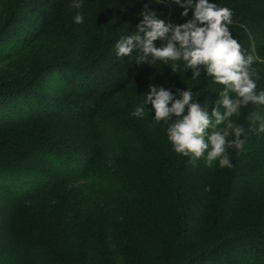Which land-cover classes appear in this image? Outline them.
Wrapping results in <instances>:
<instances>
[{
  "label": "trees",
  "instance_id": "trees-1",
  "mask_svg": "<svg viewBox=\"0 0 264 264\" xmlns=\"http://www.w3.org/2000/svg\"><path fill=\"white\" fill-rule=\"evenodd\" d=\"M74 2L0 0V264H264V132L250 119L264 105L232 118L246 130L243 149L227 150L232 167L178 154L172 121H156L151 104L143 120L120 98L138 107L149 84L188 88L211 112L224 86L203 69L170 84L177 61L138 64L116 44L145 5L173 24L194 9ZM209 2L232 10L229 29L264 81V0Z\"/></svg>",
  "mask_w": 264,
  "mask_h": 264
},
{
  "label": "clouds",
  "instance_id": "clouds-1",
  "mask_svg": "<svg viewBox=\"0 0 264 264\" xmlns=\"http://www.w3.org/2000/svg\"><path fill=\"white\" fill-rule=\"evenodd\" d=\"M175 2L181 4V0ZM72 6L82 8L83 2L75 0ZM182 6H185L183 16H188L189 9H194L193 16L185 23L173 24L159 19L156 11L145 5L139 13L143 19L136 25L137 31L117 42L116 54L129 57L135 50L139 53L136 57L138 64L148 61L149 57L153 63L157 60H183L192 70L193 78L199 77L203 69L216 83L224 86L219 93L220 98L209 112L188 88H178L174 93L163 85L149 84L143 104L135 109L133 115L143 116L144 105L151 104L156 121H172L167 135L175 152L191 156L193 161L207 153L208 167L216 161L221 167H232L227 150L233 147L242 150L246 142L242 139L246 136L244 126L232 118L239 116L242 107L249 103L264 105V91L257 94L253 78L257 72L252 65L258 58L245 56L240 43L233 37L229 29L233 16L231 9L217 7L209 0L196 3L183 0ZM75 23H83L82 14L76 15ZM158 39L160 46L154 43ZM172 68L174 70L175 64ZM250 119L253 131L264 132V117L253 113Z\"/></svg>",
  "mask_w": 264,
  "mask_h": 264
},
{
  "label": "rangeland",
  "instance_id": "rangeland-1",
  "mask_svg": "<svg viewBox=\"0 0 264 264\" xmlns=\"http://www.w3.org/2000/svg\"><path fill=\"white\" fill-rule=\"evenodd\" d=\"M46 54L44 55H35L33 56L32 58V61L31 63H29V65L31 64L30 68H35V67H39L41 64H43L45 61H46ZM26 64L25 62H23L20 66L21 67H24ZM192 70L191 69H188L185 65V62L183 60H180V61H177V70L176 72L170 77L169 79V82L170 84L171 83H178L179 86L180 84H183V82L181 80H187L188 82H192L195 80V78L192 77ZM262 77L256 81V84H257V88H256V91H257V94H259V90L263 91L264 89V81L261 80ZM263 87V89L261 88ZM261 88V89H259ZM120 99H126V102H127V107H123V108H137V105H136V102L134 101V98L133 97H130L128 95H124L122 96ZM119 101V100H118ZM252 103H249V105H247L246 107H242L243 110L247 111L249 108H252ZM108 108H111L110 106ZM112 108H115V105L114 107ZM142 119L144 120V117L141 116ZM242 125V124H241ZM243 126V125H242ZM232 148H230L231 150ZM229 156V155H228Z\"/></svg>",
  "mask_w": 264,
  "mask_h": 264
}]
</instances>
